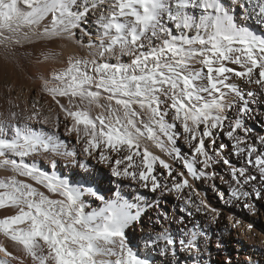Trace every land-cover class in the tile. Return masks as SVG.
<instances>
[{"label": "snow or ice", "instance_id": "1", "mask_svg": "<svg viewBox=\"0 0 264 264\" xmlns=\"http://www.w3.org/2000/svg\"><path fill=\"white\" fill-rule=\"evenodd\" d=\"M56 40L86 54L35 55ZM29 46L51 103L0 119V264H209L223 209L197 182L258 214L264 0H0V51Z\"/></svg>", "mask_w": 264, "mask_h": 264}, {"label": "bare ground", "instance_id": "2", "mask_svg": "<svg viewBox=\"0 0 264 264\" xmlns=\"http://www.w3.org/2000/svg\"><path fill=\"white\" fill-rule=\"evenodd\" d=\"M27 54L25 55V49H18L15 58L6 56L2 51H0V119H7L10 111L31 113L32 106L35 104L44 115H49L50 98L42 92L41 89V79L40 70L35 63V58L33 55V47L29 46L26 49ZM41 51L56 53L63 59H67L70 55H85L86 50L81 49L76 42L67 40H56L55 42H46L43 46L39 43L36 45L35 55H39ZM55 106L52 107V116L55 118ZM34 128L44 127L46 130H51L49 125H40L32 122ZM259 126V125H258ZM259 130V129H258ZM60 131H63L61 127ZM59 159V158H57ZM60 171L63 175L67 176L70 180H76L80 177L77 173L80 169L69 170L65 167L63 163L60 165ZM6 175V173H0V176ZM104 175L107 176L106 170H104ZM108 180V179H107ZM199 190L200 183L197 182ZM114 188L116 185L112 183ZM207 185V184H206ZM86 187H88L86 185ZM95 187V185H91ZM224 187V186H222ZM202 190V189H201ZM105 195H108L106 191ZM203 192V191H202ZM201 193V192H200ZM202 194V193H201ZM170 204L172 211H176L180 201H178L174 196H169V198L164 201ZM258 207V206H257ZM232 210V209H231ZM10 214L4 209H0V216ZM261 215V220L264 223V205L259 208L258 214L250 217H257ZM229 216L234 217L233 220H229ZM147 219V218H145ZM224 222L231 230V236L239 238L240 241H244L249 245L256 246L255 251L258 255L260 261L264 260V224L260 223L261 226L256 227L253 225L251 231L248 230V224H250V219H241L238 214L232 212L224 213ZM221 219L220 221H222ZM235 220H240L242 226L233 228L232 224ZM225 226V225H224ZM261 227V228H260ZM148 225V229H150ZM146 229V231L148 230ZM0 243H3L10 250L15 251L12 248V243L7 238L0 235ZM224 250L225 247H223ZM224 253H227L224 251ZM2 255V254H0ZM241 258L245 261L249 260V257L244 253H241ZM231 259V258H230ZM242 262V261H239ZM243 264V262H242Z\"/></svg>", "mask_w": 264, "mask_h": 264}, {"label": "rangeland", "instance_id": "3", "mask_svg": "<svg viewBox=\"0 0 264 264\" xmlns=\"http://www.w3.org/2000/svg\"><path fill=\"white\" fill-rule=\"evenodd\" d=\"M257 130L259 129V126L256 125ZM113 189L115 190L114 186L112 183L109 182V180L104 179L103 184L101 186L102 191H106L107 189ZM202 189V190H201ZM199 190L202 193V195L206 196L208 200H210L211 204L216 207H221L223 209V217L224 218V213L225 212H232L236 213L241 217V219H250V223L256 227L259 228L260 223L262 222L261 215L257 217H250V214L244 210L243 208L237 206V207H225L223 204H221L215 194L211 192L208 189V186L206 184H200L199 185ZM203 191V192H202ZM164 207L169 210V212H173L170 204L167 202H164ZM261 207V205H258V209ZM232 209V210H231ZM198 219H201L203 222V218L198 217ZM147 220V219H146ZM225 219L220 221L217 225H207L205 222V227L210 228L207 238L212 241L210 244L207 252H206V261L209 262V264H223V262L231 258L232 264H264V260L260 261L258 259V255L256 254L255 248L256 246L249 245L248 243L244 241H240L239 238L237 237H232L231 236V230L227 226V224L224 222ZM264 224V223H263ZM225 225V226H224ZM149 227L151 225L149 224ZM175 227V226H174ZM261 228V227H260ZM140 237L141 233L139 229H137L134 233L130 235V240L132 241L133 246L137 245L140 242ZM220 240L223 243V247H225L226 250L223 248L218 250L216 248V241ZM226 251L227 253H224ZM241 253L247 255L249 257L248 261H245L244 259L241 258ZM164 259V257H159L157 260V264H161V261ZM242 261V262H239ZM188 264H192V261L189 260Z\"/></svg>", "mask_w": 264, "mask_h": 264}]
</instances>
